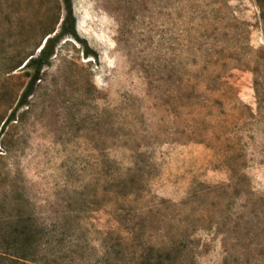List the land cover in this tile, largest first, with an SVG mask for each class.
Returning a JSON list of instances; mask_svg holds the SVG:
<instances>
[{"label":"rangeland","instance_id":"374dc122","mask_svg":"<svg viewBox=\"0 0 264 264\" xmlns=\"http://www.w3.org/2000/svg\"><path fill=\"white\" fill-rule=\"evenodd\" d=\"M70 3L4 123L65 3L0 0L1 203L55 264H264V0Z\"/></svg>","mask_w":264,"mask_h":264},{"label":"trees","instance_id":"16d2710c","mask_svg":"<svg viewBox=\"0 0 264 264\" xmlns=\"http://www.w3.org/2000/svg\"><path fill=\"white\" fill-rule=\"evenodd\" d=\"M64 3L65 15L61 21L60 31L52 37L46 36L43 46H38V52L29 56L24 64H22V67L32 69L30 80L17 106L11 111L4 123L13 121L17 108L28 104L27 98L33 91L35 81L39 78V72L48 63L52 55L53 47L60 37L65 34H70L78 39L74 27L75 19L70 0H64ZM89 53L90 51L85 50V54L88 55ZM2 159L3 157L0 153V161ZM18 198L20 197H14V200H18ZM9 209L11 211H7ZM29 212L23 207H6L0 200V264H55L54 256L48 253L51 241L46 235L44 224L38 222ZM119 242H122V240ZM173 247L172 244L165 245L163 251L168 252ZM148 248L150 251L153 249L159 252L161 251L159 247L148 246ZM102 250L101 254L107 262L110 251L104 246H102ZM64 258L63 261H60L61 263L64 262ZM70 262L74 263L76 259L70 260Z\"/></svg>","mask_w":264,"mask_h":264},{"label":"water","instance_id":"95a60500","mask_svg":"<svg viewBox=\"0 0 264 264\" xmlns=\"http://www.w3.org/2000/svg\"><path fill=\"white\" fill-rule=\"evenodd\" d=\"M44 42H45V39L43 40V43L41 44V46H43Z\"/></svg>","mask_w":264,"mask_h":264}]
</instances>
